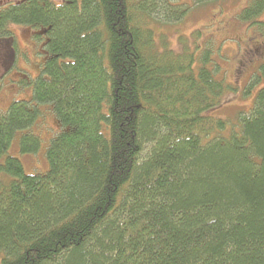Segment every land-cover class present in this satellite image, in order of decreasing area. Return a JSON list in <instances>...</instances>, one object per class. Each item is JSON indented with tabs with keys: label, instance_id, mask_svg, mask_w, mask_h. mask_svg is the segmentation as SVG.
Segmentation results:
<instances>
[{
	"label": "trees",
	"instance_id": "1",
	"mask_svg": "<svg viewBox=\"0 0 264 264\" xmlns=\"http://www.w3.org/2000/svg\"><path fill=\"white\" fill-rule=\"evenodd\" d=\"M188 5L1 0L0 38L47 30L50 57L33 100L0 112V172L12 177L0 185V264H264V63L246 88L260 86L253 107L227 132L209 113L237 88L212 50L198 61L199 48L177 51L153 30ZM263 12L249 0L239 18L264 34ZM45 104L60 129L49 170L28 174L4 156ZM42 142L26 132L20 150Z\"/></svg>",
	"mask_w": 264,
	"mask_h": 264
},
{
	"label": "rangeland",
	"instance_id": "2",
	"mask_svg": "<svg viewBox=\"0 0 264 264\" xmlns=\"http://www.w3.org/2000/svg\"><path fill=\"white\" fill-rule=\"evenodd\" d=\"M248 1L219 0L195 5L193 0H179L181 3L189 2L191 5V7L188 5L189 14L183 20L166 21L161 17L159 21L153 22L158 43L167 41L168 46L177 51H181L183 47H189L190 51L199 48L196 51L198 61L206 50H212L211 58L221 68L218 72L219 77L224 76L237 88V91L229 94L226 102L219 109L209 113L230 122L227 132H230L234 123L237 124L241 112L253 107L260 88L258 85L259 87L252 88L250 92L246 90L250 80L259 73V68L264 63L263 32L249 28L248 24L239 18L241 10ZM259 19L264 20V12ZM12 30L14 36L10 42L5 40L6 42L0 43V112L2 113L8 110L15 100H33L34 82L49 57L47 48L44 49V45H41L42 42L36 36L33 37L36 45L31 42L32 34L43 36V30L32 29L25 25H15ZM263 85L264 82L261 86ZM42 108L45 116L31 129L18 132L8 153L4 156V158L8 155L18 157L28 174L45 173L49 170L47 148L60 129L52 106L43 105ZM29 131L43 138L42 146L37 153H22L20 150V137ZM11 180V176L0 172V185L8 184Z\"/></svg>",
	"mask_w": 264,
	"mask_h": 264
},
{
	"label": "flooded vegetation",
	"instance_id": "3",
	"mask_svg": "<svg viewBox=\"0 0 264 264\" xmlns=\"http://www.w3.org/2000/svg\"><path fill=\"white\" fill-rule=\"evenodd\" d=\"M29 28H31V27H29ZM43 33H44L43 36L42 35L40 36L37 33H33L32 36H31V42H32L33 45H36L35 41L33 40V37L36 36V38H38V40H40L42 42L41 45H44V49L46 50V48H47V42H48L47 30H43ZM12 36H14V33L10 37L0 38V43L1 42H6L5 40H8L10 42V40L13 38ZM9 42H7V43H9ZM32 44L30 43V45H32ZM48 54H49V52H48ZM49 57H50V54H49Z\"/></svg>",
	"mask_w": 264,
	"mask_h": 264
},
{
	"label": "bare ground",
	"instance_id": "4",
	"mask_svg": "<svg viewBox=\"0 0 264 264\" xmlns=\"http://www.w3.org/2000/svg\"><path fill=\"white\" fill-rule=\"evenodd\" d=\"M9 31V30H8ZM13 37V36H12ZM38 46V45H37ZM43 52V51H42ZM46 105V104H45ZM53 105V104H52Z\"/></svg>",
	"mask_w": 264,
	"mask_h": 264
}]
</instances>
